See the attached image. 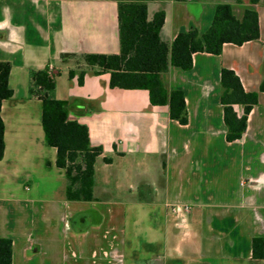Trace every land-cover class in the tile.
<instances>
[{"label":"crops","instance_id":"1","mask_svg":"<svg viewBox=\"0 0 264 264\" xmlns=\"http://www.w3.org/2000/svg\"><path fill=\"white\" fill-rule=\"evenodd\" d=\"M218 4L237 0H155L149 16L166 14L161 37L203 34ZM260 39L197 53L193 68L172 67L166 89L185 94L189 122L169 118L146 90L112 89L110 74L63 62L65 54H119L118 5L111 0H0V62L11 64L13 97L3 101L5 154L0 161V238L13 241V264H263L252 241L264 237V0L257 6ZM66 72L63 100L82 101L95 163L93 202L66 200L65 171L45 141L42 102L31 74ZM75 76L69 78V70ZM222 69L233 70L258 103L242 138L227 140ZM238 117L244 106L234 107ZM110 162H105L104 159ZM104 173L98 179V172ZM114 179V184L111 183ZM189 206L177 216L172 207ZM185 218V220H184Z\"/></svg>","mask_w":264,"mask_h":264},{"label":"trees","instance_id":"2","mask_svg":"<svg viewBox=\"0 0 264 264\" xmlns=\"http://www.w3.org/2000/svg\"><path fill=\"white\" fill-rule=\"evenodd\" d=\"M111 1L118 5L119 54H65L63 62L82 65L79 84H83L86 72L92 70L96 75L110 74L112 89L148 91L150 103L168 106L169 118L181 125L189 122L185 94L181 90L169 92L163 76L172 67L190 71L197 53L220 56L225 45L243 46L259 40L261 35L256 6L262 0H237V5L247 4L241 18L235 15L233 5L218 4L210 27L203 34L197 29L180 32L170 44L161 37L165 11L162 9L149 16L148 4L155 0ZM174 1L187 3L190 0ZM11 69L10 63L0 62V161L5 154V124L1 107L3 101L13 97L9 84ZM74 76V69H70L69 78ZM55 86V75L49 68L32 72L30 93L42 102L45 141L56 149V165L65 171L66 200L93 202L95 163L103 154V148L92 146L88 127L70 116L71 112L87 113L85 103L53 98ZM221 86L227 140L234 142L241 139L247 129L248 115L258 103V93L246 92L239 76L230 69H222ZM260 90L264 91V79ZM236 105L244 106L242 117L235 112ZM104 161L110 162L106 158ZM252 255L264 264V237L253 239ZM0 264H13L11 239L0 238Z\"/></svg>","mask_w":264,"mask_h":264},{"label":"rangeland","instance_id":"3","mask_svg":"<svg viewBox=\"0 0 264 264\" xmlns=\"http://www.w3.org/2000/svg\"><path fill=\"white\" fill-rule=\"evenodd\" d=\"M55 83H56V86H55V90L54 92L52 93V97L55 98V99H59V100H63L66 96V94L68 93L69 91V82H68V77H67V74L66 72H63L62 75L58 76L56 75L55 76ZM104 173L102 172V170H99L98 172V179H102ZM113 182L114 179H111V183L110 184H114ZM187 215V212H182L180 214H178L177 216H182L185 217ZM186 218V217H185ZM184 218V220H185Z\"/></svg>","mask_w":264,"mask_h":264},{"label":"built area","instance_id":"4","mask_svg":"<svg viewBox=\"0 0 264 264\" xmlns=\"http://www.w3.org/2000/svg\"><path fill=\"white\" fill-rule=\"evenodd\" d=\"M190 210V207L189 206H185V207H179V206H175V207H172V212L175 214V215H178L182 212H188Z\"/></svg>","mask_w":264,"mask_h":264}]
</instances>
